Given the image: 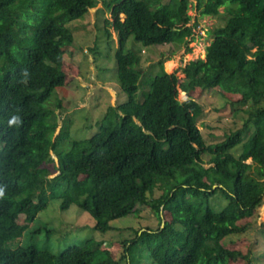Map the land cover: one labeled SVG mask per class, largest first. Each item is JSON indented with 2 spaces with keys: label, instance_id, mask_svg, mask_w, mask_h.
I'll use <instances>...</instances> for the list:
<instances>
[{
  "label": "trees",
  "instance_id": "obj_1",
  "mask_svg": "<svg viewBox=\"0 0 264 264\" xmlns=\"http://www.w3.org/2000/svg\"><path fill=\"white\" fill-rule=\"evenodd\" d=\"M189 3L108 1L104 30L106 37L108 26L116 33V80L125 100L109 105L97 131L77 140L68 123L57 131L46 104L67 77L61 48L73 45L74 34L66 24L84 17L93 0H0V264H140L144 256L151 264L250 262L222 240L246 232V219L264 200V0H196L200 15L217 16L223 7L225 16L205 58L181 69L182 88L217 89L249 104L242 126L213 144L195 123L202 105L177 99L178 79L163 60L146 76L140 72L145 47L190 50L197 24H190ZM129 37L141 47L125 50ZM142 78L149 83L136 101ZM214 197L225 204L214 207ZM55 199L61 211L75 204L101 233L140 206L153 210L159 226L121 240L118 256L95 239L57 253L20 245L40 233L50 240L54 230L36 216Z\"/></svg>",
  "mask_w": 264,
  "mask_h": 264
},
{
  "label": "rangeland",
  "instance_id": "obj_2",
  "mask_svg": "<svg viewBox=\"0 0 264 264\" xmlns=\"http://www.w3.org/2000/svg\"><path fill=\"white\" fill-rule=\"evenodd\" d=\"M109 0H93L94 7L90 8L81 19L66 24L74 34V42L70 47L61 48L63 67L67 77L62 88L52 92L46 105H51L58 123L57 131L64 123H68L71 137L77 140L89 138L97 131V121L101 119L109 105L124 102L125 96L119 92L116 80V64L114 53L118 48L116 33L108 26L109 37L104 30V19H111L107 8ZM164 2L167 0H163ZM187 15L190 24L196 22L194 38L189 42V51L184 45L164 44L143 48V60L140 66L142 76L149 72L150 64L163 60V68L167 73H175L177 83V99L184 101L194 99L203 107L202 115L195 119L203 139L207 144L221 141L225 134L240 128L247 118L249 104H241L237 99L228 98L217 89L184 90L182 86L185 75L182 68L191 60L204 59L207 47L213 41L212 30L224 22V8L220 7L217 16H202L196 9V0H189ZM123 18V16H121ZM140 46L129 37L125 50L134 45ZM96 48L93 52L91 49ZM135 100L142 98L149 80L140 81ZM60 99V103L54 101ZM237 146L232 150L235 155L240 152ZM207 160L208 156L203 155ZM250 163V160L246 161ZM158 193V191L156 192ZM212 204L218 208L225 204L221 198H213ZM134 216L117 218L110 221L113 227L105 233L94 229V220L75 204L61 211L59 200H52L43 211L39 212L36 220L46 224L54 230L49 241H45L40 233L36 238L21 239L20 245H35L48 247L57 253L69 245L80 244L87 239L103 240L104 247L119 255L120 242L132 238L134 231L150 227L156 229L159 220L149 207L140 206ZM250 223L248 230L241 234H230L222 240V245L231 250H239L249 255L250 262L243 260L229 262V264H264V235L261 224L264 222V200L256 208L251 217L246 219ZM20 224L24 222L18 220ZM150 259L143 257L140 264H151ZM123 264V263H122Z\"/></svg>",
  "mask_w": 264,
  "mask_h": 264
},
{
  "label": "clouds",
  "instance_id": "obj_3",
  "mask_svg": "<svg viewBox=\"0 0 264 264\" xmlns=\"http://www.w3.org/2000/svg\"><path fill=\"white\" fill-rule=\"evenodd\" d=\"M10 123H15V119H13L12 121H10ZM0 196H3V193L0 192Z\"/></svg>",
  "mask_w": 264,
  "mask_h": 264
}]
</instances>
